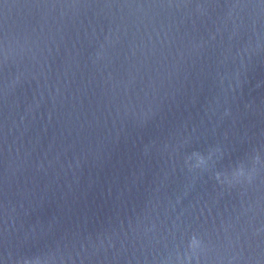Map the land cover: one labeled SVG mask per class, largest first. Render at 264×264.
I'll return each instance as SVG.
<instances>
[{
  "label": "water",
  "instance_id": "1",
  "mask_svg": "<svg viewBox=\"0 0 264 264\" xmlns=\"http://www.w3.org/2000/svg\"><path fill=\"white\" fill-rule=\"evenodd\" d=\"M0 264H264V0H0Z\"/></svg>",
  "mask_w": 264,
  "mask_h": 264
},
{
  "label": "clouds",
  "instance_id": "2",
  "mask_svg": "<svg viewBox=\"0 0 264 264\" xmlns=\"http://www.w3.org/2000/svg\"><path fill=\"white\" fill-rule=\"evenodd\" d=\"M196 159H197V164H196V166L199 167L200 164L202 163V160H201L199 157H197Z\"/></svg>",
  "mask_w": 264,
  "mask_h": 264
}]
</instances>
